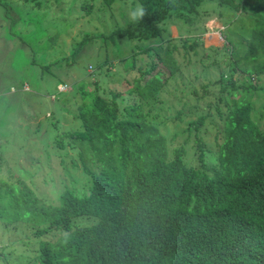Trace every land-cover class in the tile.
Listing matches in <instances>:
<instances>
[{
  "label": "trees",
  "instance_id": "16d2710c",
  "mask_svg": "<svg viewBox=\"0 0 264 264\" xmlns=\"http://www.w3.org/2000/svg\"><path fill=\"white\" fill-rule=\"evenodd\" d=\"M0 6L47 29L42 0ZM67 17L72 39L43 53L73 64L97 46L92 80L25 57L23 33L9 45L27 61L4 57L9 93L30 95L15 113L0 80V231L23 236L1 241L0 264H264V0H82ZM219 55L228 66L202 79Z\"/></svg>",
  "mask_w": 264,
  "mask_h": 264
},
{
  "label": "rangeland",
  "instance_id": "374dc122",
  "mask_svg": "<svg viewBox=\"0 0 264 264\" xmlns=\"http://www.w3.org/2000/svg\"><path fill=\"white\" fill-rule=\"evenodd\" d=\"M9 1L13 6L12 11L15 14H18L19 10L22 11L23 8H20L18 11H17V8L23 5L24 0H9ZM80 1L82 0H52V2H50V0L47 2L42 0L43 19L46 22H49V24L46 27L47 29L45 30H41L38 27H35L34 25L29 24L28 26H25V25H22V24L20 25L19 23L14 22L10 16L11 14H9V17H8L5 14V11L0 6V80L3 81L1 85V94L2 95L5 94L9 96L12 94L11 95L12 103L15 107H17V111L15 113L23 114L22 113L23 108H26L28 105L27 103L24 104L23 95L25 99H27L26 97L30 95V93L28 94L23 93L22 96H21V93H16V94L9 93L8 86L10 85L11 81H4L8 79L6 77V73L3 71V69L5 68V64H6L4 57L6 58L7 61L13 58L15 64L17 61L19 65H16V68L21 67V64L27 61V58H25L26 56H28L30 59L38 58L40 63L49 62L48 64H56L57 67H60L59 69H61L60 70L61 76H62L61 78H64L63 80L72 86H75L81 80H92L90 72L93 73V69L89 68V73H88V66L90 64L94 66H98L100 64V56H99V51H98L97 46H93L92 49L89 50L88 52H81L79 55H77L75 62L73 64H69L66 58L64 57L68 53V51L65 52L64 55H63V52L59 51L55 55H53V57L51 55L48 56L47 54L43 53L46 47H50L51 45L52 47L56 46L57 44H59V41H61L62 39H66V40L72 39L70 34H71V31L74 30V25L77 24V20L73 19L72 21H70L69 17L67 16L68 14H70L71 10L73 11V7L75 6V4L79 3ZM203 7H206L209 9H218L219 6L218 7L214 6L213 2L211 1H206L203 4ZM212 11H215V10H212ZM225 12L229 13V10L225 9ZM35 15H37L36 12H35ZM238 22H239V19H234L233 25H230V26H232L233 29H235L234 26L235 25L238 26ZM203 24L208 29L207 30L208 34H206L204 37L205 41L207 40L206 42L209 43L207 45L208 46L212 44L215 46L220 45L219 39L221 37V33L219 31L220 28L218 26L217 19L214 18ZM95 28L105 30L103 23H98ZM57 31H59L60 33H58ZM56 32L60 35L59 38ZM19 33H23L28 36L30 35V38H28L30 42L28 41L26 43V45L28 46V50L26 51L25 57L24 55H19V52L21 51L17 52V49L15 47H11L9 45V42L14 40L12 36L19 35ZM48 34H51L52 36L56 37L52 44L47 38ZM229 37L232 38L231 33H229ZM76 38L77 37H75L74 39ZM213 39H216L217 41H214ZM31 42H35V43H31ZM72 47L73 46H71L70 48L69 57H73L72 54H73L74 47L73 48ZM9 50L10 52L8 53ZM219 57L222 59V62L220 63L218 62L216 66L213 68V71L212 69L207 70L204 73V76L202 77V79L209 78V77L216 78L218 73H220L222 69H225L228 66L230 59L226 57H222L221 55H219ZM114 64L115 65L118 64V61H115ZM11 65L12 64H9V66ZM199 66H202L200 62H195L193 64V69H192L193 73L199 70ZM9 69L12 71L15 69V67L9 68ZM28 82L32 84V87L39 89L43 92H45L46 90H50V86H48L46 80L41 81L39 85L37 83V80H35L32 77L31 80H29ZM255 83H257V81H255ZM259 83L261 84V81ZM18 85L20 88V86L22 85L21 82ZM50 85H51V88H55L54 82H51ZM66 91L71 92L72 87L68 86L67 88H63V92H66ZM63 95L64 94H62V96ZM255 102H256L255 110L257 114H260V111H262V113L264 114V96H256ZM19 103H21V105ZM48 106L49 105L43 108V111H45ZM0 115H2L1 103H0ZM9 116L13 117V114L12 115L9 114ZM49 121L50 120L47 118L41 120L43 124L49 123ZM10 124L12 126L14 122L6 123V125H9V126ZM11 126L9 128H6L5 132H8ZM208 135L212 136L213 134H208ZM176 144H179V142H176ZM20 235L22 236V234L17 233L16 234L17 237L16 236L9 237L0 231V243L1 241H4L2 245H6V242L8 240H11V242L17 241L19 240L18 238H21ZM16 247L21 248L20 245H16Z\"/></svg>",
  "mask_w": 264,
  "mask_h": 264
},
{
  "label": "clouds",
  "instance_id": "9594fccd",
  "mask_svg": "<svg viewBox=\"0 0 264 264\" xmlns=\"http://www.w3.org/2000/svg\"><path fill=\"white\" fill-rule=\"evenodd\" d=\"M147 13V10L143 5H137V9L135 12L131 13V19L136 21L138 19H143Z\"/></svg>",
  "mask_w": 264,
  "mask_h": 264
}]
</instances>
